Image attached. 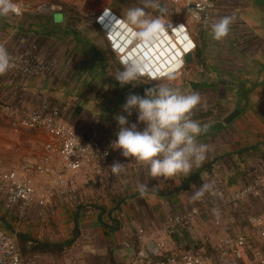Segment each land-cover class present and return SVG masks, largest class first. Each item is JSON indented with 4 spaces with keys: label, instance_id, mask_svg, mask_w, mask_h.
Returning a JSON list of instances; mask_svg holds the SVG:
<instances>
[{
    "label": "crops",
    "instance_id": "obj_1",
    "mask_svg": "<svg viewBox=\"0 0 264 264\" xmlns=\"http://www.w3.org/2000/svg\"><path fill=\"white\" fill-rule=\"evenodd\" d=\"M125 1L17 0L21 14L0 17V45L20 51L25 43L36 42L42 56L55 62L56 71L38 78L0 75V99L15 110H35L43 101L58 105L61 122L88 140L118 127L115 116L126 115L122 106L130 92L143 95L153 85L173 84L201 96L193 118L209 125L199 138L208 145V157L190 175L171 179L154 180L146 166L125 157L130 167L120 173L107 164L99 175L94 169L65 173L67 188H76L71 195H63L62 189L51 191L50 176L34 177L39 204L26 220L20 221L16 211H6L0 202V229L18 234L29 264H136L145 248V242L137 238L139 228L145 230L146 241H170L173 253H210L213 243L224 237L213 223L218 213L226 219L236 217L241 226L245 215L262 212L248 200L233 212L201 207L192 232L165 224L169 216L196 207L193 197L202 185L212 188L222 183L228 194L235 193L251 178L247 172L264 164V27L246 16L253 13L264 18V0H218V10L204 28L210 36L212 23L231 17L230 33L222 44L206 58L196 42L194 61L184 73L174 80L141 78L135 88L121 87L115 80L122 66L97 24L106 9L124 23L129 9ZM164 1L158 0L157 17H173V7L167 11L163 6L162 14ZM238 106L240 116L225 125ZM129 121L135 122L136 115ZM47 141L41 130L14 129L0 112V170L18 168L24 161L35 165L36 152L13 148L20 143L41 148ZM118 154L122 157L121 151ZM57 168L64 170L61 164ZM196 175L200 180L195 182ZM141 184L148 185L144 196L139 193Z\"/></svg>",
    "mask_w": 264,
    "mask_h": 264
},
{
    "label": "built area",
    "instance_id": "obj_2",
    "mask_svg": "<svg viewBox=\"0 0 264 264\" xmlns=\"http://www.w3.org/2000/svg\"><path fill=\"white\" fill-rule=\"evenodd\" d=\"M165 1L173 6V17H161L166 30L151 43L136 42L134 32L108 9L97 19L120 65L130 60L138 61L147 74L142 79L152 82L184 73L188 66L186 56L198 50L183 16L187 15L194 22L206 25L212 22L218 10V0ZM196 14L198 19L195 18ZM8 52L13 66L6 74L25 78L55 74V62H49L42 56L36 42L25 43L20 51ZM0 112L14 129L41 130L48 137L41 148L34 143H20L13 148L21 151L27 147L36 152L38 160L35 165L24 161L18 168L0 170V199L6 211L17 212L20 221L26 220L30 211L39 204L33 185L34 177L50 176L51 191L62 189L63 195H71L76 188H67L65 173L94 169L99 175L106 164L112 167L116 163L124 165V168L130 167L129 161L118 154L120 150L111 147L118 127L104 135H93L88 140H82L73 126L61 122L60 107L48 101H43L35 110H15L0 99ZM59 164L64 170L57 168ZM248 174L251 178L235 193L228 194L222 183H215L203 197L194 200L196 207L169 216L165 224L192 232L193 222L200 216L201 207L206 210L217 207L233 212L248 200L264 206V170L253 169ZM213 223L224 237L214 242L210 253L205 254L193 251L173 253L170 241H146L145 230L139 228L137 238L139 242H145V248L140 251L136 264H264V209L260 213L245 215L241 226L236 217L226 219L222 213L216 215ZM0 264H29L19 246L18 234L14 231L0 229Z\"/></svg>",
    "mask_w": 264,
    "mask_h": 264
},
{
    "label": "clouds",
    "instance_id": "obj_3",
    "mask_svg": "<svg viewBox=\"0 0 264 264\" xmlns=\"http://www.w3.org/2000/svg\"><path fill=\"white\" fill-rule=\"evenodd\" d=\"M147 7L160 6L149 0L144 7L129 8L124 17V23L134 32L136 42L151 43L166 30L160 17H150L145 10ZM10 14H21L20 4L17 0H0V17ZM195 18H199L198 14ZM231 24L232 18L227 16L212 23L209 27L211 38L215 41L226 39ZM12 66L10 53L0 46V75L6 74ZM146 75L138 61L130 60L122 62V68L114 78L121 87L131 85L135 88ZM167 79L174 80L176 77L169 76ZM200 104L198 92L182 91L169 83L153 85L143 95L130 92L122 106L126 115L115 116L119 130L111 147L120 150L126 159L146 166L148 175L154 180L186 177L194 167L203 165L209 152L208 145L199 139L208 132L209 125L193 118ZM133 114L136 121L130 122L129 117ZM111 168L114 173H120L124 165L116 163ZM210 189V184L202 185L193 199L203 197ZM139 193L146 195L148 185H139Z\"/></svg>",
    "mask_w": 264,
    "mask_h": 264
},
{
    "label": "rangeland",
    "instance_id": "obj_4",
    "mask_svg": "<svg viewBox=\"0 0 264 264\" xmlns=\"http://www.w3.org/2000/svg\"><path fill=\"white\" fill-rule=\"evenodd\" d=\"M121 1H123V0H118V2H121ZM148 2H149V0H126L124 3L126 5V7L131 8V5H132V7H144L145 4ZM154 2L157 4L158 0H154ZM161 4L165 7V9L167 11H169L173 7L167 1H164ZM155 9L156 8H154V7H147L145 10H146V12L149 13L150 17L156 18L157 13H156ZM158 12H159V10H158ZM246 16H247L248 20H249V18L252 20L251 21L252 23L255 22L256 25H260V27H264L263 26L264 25V18L263 17L258 18L257 15L255 16L253 13H248ZM59 18H60V16L58 15L56 18L57 23H60ZM183 20H184V23L188 26L190 33L193 36L195 42H197L199 44V46H202V49H204V55L206 58L211 55V54L209 55V52L213 51L215 49L216 45H220L224 41V40H221V41L213 40L211 38V36H209V32L207 31V29L204 28L205 24L196 23L187 15L183 16ZM56 32L58 33V29L56 30ZM239 107L240 106H238L235 111H238L240 109ZM255 169L258 171H263L264 170V164L259 163ZM247 173H249V172H247ZM0 202L2 203V201H0ZM250 203H252V202L250 201ZM252 205L256 206V208H258V209H261V210L264 209V206L262 203L257 204V202H254V203H252Z\"/></svg>",
    "mask_w": 264,
    "mask_h": 264
},
{
    "label": "water",
    "instance_id": "obj_5",
    "mask_svg": "<svg viewBox=\"0 0 264 264\" xmlns=\"http://www.w3.org/2000/svg\"><path fill=\"white\" fill-rule=\"evenodd\" d=\"M161 12L164 15V8H163L162 4H161ZM185 61L187 64L192 63L194 61L193 55L192 54L187 55ZM240 114H241V112L239 110L233 112L228 118H226L224 120V124L227 126L230 125L232 122H234L240 116Z\"/></svg>",
    "mask_w": 264,
    "mask_h": 264
},
{
    "label": "trees",
    "instance_id": "obj_6",
    "mask_svg": "<svg viewBox=\"0 0 264 264\" xmlns=\"http://www.w3.org/2000/svg\"><path fill=\"white\" fill-rule=\"evenodd\" d=\"M248 172H249V171H248ZM198 179H199V176H198V175H196V176L193 177V181H195V182H196ZM199 180H200V179H199ZM185 188H188V186L185 187Z\"/></svg>",
    "mask_w": 264,
    "mask_h": 264
},
{
    "label": "bare ground",
    "instance_id": "obj_7",
    "mask_svg": "<svg viewBox=\"0 0 264 264\" xmlns=\"http://www.w3.org/2000/svg\"><path fill=\"white\" fill-rule=\"evenodd\" d=\"M180 42H181V40H180Z\"/></svg>",
    "mask_w": 264,
    "mask_h": 264
}]
</instances>
